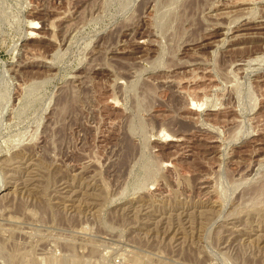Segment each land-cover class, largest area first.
Segmentation results:
<instances>
[{"label":"rangeland","instance_id":"obj_1","mask_svg":"<svg viewBox=\"0 0 264 264\" xmlns=\"http://www.w3.org/2000/svg\"><path fill=\"white\" fill-rule=\"evenodd\" d=\"M0 264H264V0H0Z\"/></svg>","mask_w":264,"mask_h":264},{"label":"bare ground","instance_id":"obj_2","mask_svg":"<svg viewBox=\"0 0 264 264\" xmlns=\"http://www.w3.org/2000/svg\"><path fill=\"white\" fill-rule=\"evenodd\" d=\"M234 23V22H233ZM32 24V23H31ZM35 24V23H34ZM31 29H36V26L34 27V26H32L31 25ZM206 38V37H205ZM174 139V138H173ZM170 141H173L172 139H169Z\"/></svg>","mask_w":264,"mask_h":264}]
</instances>
